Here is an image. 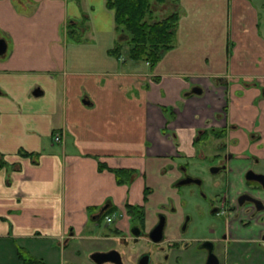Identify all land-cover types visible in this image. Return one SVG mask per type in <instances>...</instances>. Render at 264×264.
<instances>
[{"label": "crops", "instance_id": "crops-1", "mask_svg": "<svg viewBox=\"0 0 264 264\" xmlns=\"http://www.w3.org/2000/svg\"><path fill=\"white\" fill-rule=\"evenodd\" d=\"M172 4L173 46L151 66L128 57L106 0H0V264H60L104 207L166 193L167 165L196 156L197 129L224 109L252 128L259 90L244 82L264 86V0Z\"/></svg>", "mask_w": 264, "mask_h": 264}, {"label": "flooded vegetation", "instance_id": "flooded-vegetation-1", "mask_svg": "<svg viewBox=\"0 0 264 264\" xmlns=\"http://www.w3.org/2000/svg\"><path fill=\"white\" fill-rule=\"evenodd\" d=\"M244 85L259 90L252 128L225 123L224 109V124L197 129L196 156L167 165L166 193L104 207L87 244L67 237L60 264H264V86Z\"/></svg>", "mask_w": 264, "mask_h": 264}, {"label": "trees", "instance_id": "trees-1", "mask_svg": "<svg viewBox=\"0 0 264 264\" xmlns=\"http://www.w3.org/2000/svg\"><path fill=\"white\" fill-rule=\"evenodd\" d=\"M174 1L177 0H106L107 7L114 12L117 28L128 43L130 59L154 66L172 48L179 13L169 12L161 21L151 19V15L155 4L174 7ZM82 29L81 24L70 25V37L79 41ZM121 52L122 45H117L112 53L120 57ZM131 174H127L129 178ZM30 262L36 264L34 260H25V264Z\"/></svg>", "mask_w": 264, "mask_h": 264}, {"label": "rangeland", "instance_id": "rangeland-1", "mask_svg": "<svg viewBox=\"0 0 264 264\" xmlns=\"http://www.w3.org/2000/svg\"><path fill=\"white\" fill-rule=\"evenodd\" d=\"M165 6V5H164ZM168 6V7H167ZM159 8V7H161V5H158V4H155L154 6H153V8ZM163 8V7H162ZM167 9V12L169 13L170 12V10L172 9V6L171 5H166L165 6V10ZM165 10H162L161 12H160V14H157L155 17H152L151 16V19H153V20H159L160 19V21H161V19L163 20L164 18V16H166V11ZM176 195H177V193H176ZM178 196V195H177ZM177 205V204H176Z\"/></svg>", "mask_w": 264, "mask_h": 264}, {"label": "water", "instance_id": "water-1", "mask_svg": "<svg viewBox=\"0 0 264 264\" xmlns=\"http://www.w3.org/2000/svg\"><path fill=\"white\" fill-rule=\"evenodd\" d=\"M5 51H6V43L3 39H0V55H3ZM193 93L200 94L201 90L199 88H195Z\"/></svg>", "mask_w": 264, "mask_h": 264}, {"label": "built area", "instance_id": "built-area-1", "mask_svg": "<svg viewBox=\"0 0 264 264\" xmlns=\"http://www.w3.org/2000/svg\"><path fill=\"white\" fill-rule=\"evenodd\" d=\"M53 142L54 143H57V144H59V143H62V139H61V136H60V134H58V133H55L54 135H53ZM106 221H109L110 220V217H106V219H105Z\"/></svg>", "mask_w": 264, "mask_h": 264}]
</instances>
